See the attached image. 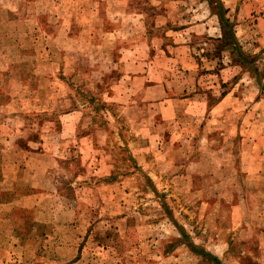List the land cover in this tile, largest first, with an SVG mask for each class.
Wrapping results in <instances>:
<instances>
[{
    "label": "rangeland",
    "instance_id": "rangeland-1",
    "mask_svg": "<svg viewBox=\"0 0 264 264\" xmlns=\"http://www.w3.org/2000/svg\"><path fill=\"white\" fill-rule=\"evenodd\" d=\"M223 4L182 64L157 0H0V264H264V0Z\"/></svg>",
    "mask_w": 264,
    "mask_h": 264
},
{
    "label": "crops",
    "instance_id": "crops-1",
    "mask_svg": "<svg viewBox=\"0 0 264 264\" xmlns=\"http://www.w3.org/2000/svg\"><path fill=\"white\" fill-rule=\"evenodd\" d=\"M157 1H159L158 6H154V5L150 6L149 5L147 8L144 7L145 9L151 8V11H147V12L141 13L139 15L144 16V18H146V16L149 18L155 17L158 13V10L159 9L162 10L164 7V11H165L164 13L167 16L172 17L169 21H170V24L173 25L172 26L173 28L170 31H168V33H167V35H169V37L167 38L168 40H166V42L170 41V44H168L166 46V48H169V45H171V48L175 46V51L176 52L180 51V54L183 55L181 61H179L182 64H186L188 62L192 63V61L195 62L196 64L199 63V58H197V55H199V54L196 53V51L198 49L197 41L200 40L199 38H202L200 42H204V44L207 45L208 42H207L206 36L211 35L210 34L211 31H218L219 30L221 32V28L218 29V26H220V25L218 23L214 24L215 23L214 19H216V17H217L216 14L210 10L209 17H207L203 21L191 20L189 22H185V19H184L186 17L185 14L188 11L185 12L186 9L184 8L183 5H185L186 0H167L169 2H167L166 0H157ZM251 1H252V3H251ZM255 1H257V0H221V2L224 3L223 6L226 9L231 8L232 11H235V12H233L234 13L233 17L237 18V22H239L241 17H244L246 15H248V17H252V18L253 17L256 18V17L261 16L260 14H257ZM144 8H142V9H144ZM195 13H196V11H195ZM149 18H147V19L149 20ZM148 23H149V21H148ZM146 27H147V25H146ZM252 27L253 28L256 27V23H254ZM252 27L250 26L251 29H252ZM238 28H239V25L236 24L235 30H237ZM150 31H149V33H150ZM238 31H239V29H238ZM146 35H147V32H146ZM148 39H150V38H148ZM156 40H157L158 44L156 46V49L154 50V51H156V53H153V55H156L158 52H161V56L165 57V58H173L175 56L174 51H170L169 49H168V51L163 50V46H165V44H163L157 38H156ZM148 45L150 47H152L150 40H149ZM150 47H149V49H150ZM152 49H153V47H152ZM200 51L202 53H205L208 50L201 49ZM150 54H151V52H150ZM206 56H207V54H206ZM206 56L200 55V59L204 60V59L208 58V56L207 57ZM126 57L128 58L127 61L130 60V63H135V64L141 63L142 65H148L146 59L150 58V55L149 56L147 55L144 59H139L138 57H136V55L134 53H132V55L127 54ZM209 57H212V56H209ZM153 58L155 59V57H153ZM147 73H148L147 70H143V72L141 71L140 73H137V74L129 77L130 80H134L137 78V80L139 79L140 81L144 82V86H143L142 91L139 92L136 97L139 99H144L145 94H147V95L152 94V93H154L155 89H160V88H162L161 92H163V94H161V99H166V97H169V93L167 91L168 86L166 85V83L162 84V86H156V85H152V84L148 85L147 84V81H148ZM165 81H167V80H165ZM128 93H130L131 95H134V92L132 89L130 90V92L127 90V92H125V96ZM123 99H124V97L121 98V100H123ZM223 101L224 100H221L219 102V104H221V102H223ZM166 105H167V103H166ZM215 108L216 107H214L213 110ZM17 139L18 138L14 135L13 136V142H12L14 144V146L9 147L7 150H4L3 152L8 153V152H12V150H13V152H12L13 155L17 154V157L22 156V154L25 152H24V149H22L21 147L16 145ZM40 141L41 140H39V142ZM41 146H43V144H41ZM40 154H42V153H35L34 155L39 156ZM43 154H44V156L49 155V153H47V152H45ZM2 159L5 160L8 158L3 157ZM9 165L11 166V164H9ZM17 168H18V170H20L22 168V165L18 166ZM38 194H41V193H36V192L34 193V191L30 190V191H27L25 193L20 194L18 196V198H20V200L28 201V200L32 199L33 196H38ZM26 207L27 208H29V207L35 208L36 206H33V204H27Z\"/></svg>",
    "mask_w": 264,
    "mask_h": 264
},
{
    "label": "trees",
    "instance_id": "trees-1",
    "mask_svg": "<svg viewBox=\"0 0 264 264\" xmlns=\"http://www.w3.org/2000/svg\"><path fill=\"white\" fill-rule=\"evenodd\" d=\"M229 30H231V28H230ZM262 89H263V92H264V88H262ZM185 236H187V235H185ZM192 246H193V245H192ZM193 248L196 249V251H197L199 254L203 255V257H207V256H208V257H209V260H210L211 262H213V264H221V261H220L217 257L211 255L210 253L206 252L205 250H202V249L196 248L195 246H193Z\"/></svg>",
    "mask_w": 264,
    "mask_h": 264
}]
</instances>
